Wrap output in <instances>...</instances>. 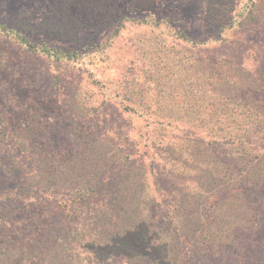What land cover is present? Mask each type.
I'll return each instance as SVG.
<instances>
[{"label":"trees","instance_id":"obj_1","mask_svg":"<svg viewBox=\"0 0 264 264\" xmlns=\"http://www.w3.org/2000/svg\"><path fill=\"white\" fill-rule=\"evenodd\" d=\"M43 3L0 15V38L21 56L109 59L131 28L136 46L114 88L85 68L62 105L72 118L48 129L7 105L0 75V264L234 260L237 235L264 223V64L232 41L264 28V0ZM185 5L200 26L180 20ZM61 75L50 72L57 91ZM114 100L127 119L111 126Z\"/></svg>","mask_w":264,"mask_h":264},{"label":"rangeland","instance_id":"obj_2","mask_svg":"<svg viewBox=\"0 0 264 264\" xmlns=\"http://www.w3.org/2000/svg\"><path fill=\"white\" fill-rule=\"evenodd\" d=\"M43 2L44 0H0V15L9 19H13V16L17 15L26 17L31 11L35 12L42 7H47ZM199 12V10L185 5L180 8L177 15L183 18L180 20L184 22L186 27L195 28V26H200L202 22ZM132 30L133 28L123 32L122 37L118 39V42L110 50L109 54H111V57L109 59L101 60L102 57L98 55L92 58L87 57L84 62H66L62 64L48 61L40 56H21L15 48L9 46L5 38H0V54L6 52L3 50L4 48L10 53H8L9 57L5 58L6 61L1 67L3 69L0 71L1 77L6 79L7 83L12 86V92L10 93L6 90V94L9 97L12 96L13 103L6 101L8 102L7 105L12 109L15 107V111L18 115L20 113L23 120L28 118L32 122L35 119L41 127H45L44 129L51 128L52 123L55 125L53 120L56 117L57 119L63 117L64 107L62 105L65 103V106H68V96L78 90V88H81L80 84L85 82V79H83V74L86 73L85 68H90L91 72L95 73L96 78L103 79L110 88H114L118 72L128 60V52L130 53V49L133 50L136 46H132L134 43L132 36L136 35ZM257 30V27L249 26L243 31L240 40L236 38L232 42L237 44L240 51H247L245 54L246 60H248L247 56L251 57V48L255 50L259 62L264 64V28ZM37 36L50 42L55 41L54 38H49L45 33H42V35L37 34ZM218 52L225 53L227 51L223 49ZM248 62L250 63L251 59ZM50 72H61V91L55 90L52 85ZM78 81L80 82L78 83ZM84 88L85 86L83 85L82 89ZM99 96L102 98L101 95ZM111 103L113 105L103 109L110 114L108 118L111 121V126H113V121L120 123L121 119L127 118L120 114L119 108L121 106H119L117 101L114 100ZM71 118V116H67L66 119H61V122L66 123ZM137 123L138 120L132 122V124L136 125ZM123 128L124 130L127 129V127ZM136 128L137 126H134V132H136ZM17 150H19V153L22 152V148H17ZM234 243L238 249L234 253V258H236L225 262L222 260L215 264H264V223L262 226H256V228L251 229L247 233L238 234Z\"/></svg>","mask_w":264,"mask_h":264}]
</instances>
